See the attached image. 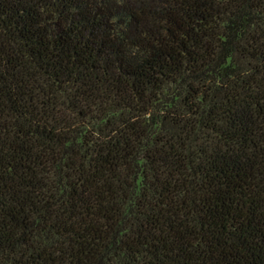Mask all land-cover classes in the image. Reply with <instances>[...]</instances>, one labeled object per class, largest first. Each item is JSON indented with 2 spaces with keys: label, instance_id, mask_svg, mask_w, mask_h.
Segmentation results:
<instances>
[{
  "label": "trees",
  "instance_id": "16d2710c",
  "mask_svg": "<svg viewBox=\"0 0 264 264\" xmlns=\"http://www.w3.org/2000/svg\"><path fill=\"white\" fill-rule=\"evenodd\" d=\"M0 264H264V0H0Z\"/></svg>",
  "mask_w": 264,
  "mask_h": 264
}]
</instances>
